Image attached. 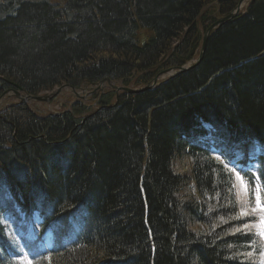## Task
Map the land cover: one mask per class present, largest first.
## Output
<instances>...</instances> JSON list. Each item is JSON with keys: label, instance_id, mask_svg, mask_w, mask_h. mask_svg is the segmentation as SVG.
<instances>
[{"label": "trees", "instance_id": "trees-1", "mask_svg": "<svg viewBox=\"0 0 264 264\" xmlns=\"http://www.w3.org/2000/svg\"><path fill=\"white\" fill-rule=\"evenodd\" d=\"M239 1L0 0V96L106 80L140 90L56 114L0 106V204L38 211L57 243L41 264H258L230 166L264 201V0L210 32L194 65ZM184 157L189 174L174 173ZM4 230L0 264H19Z\"/></svg>", "mask_w": 264, "mask_h": 264}, {"label": "rangeland", "instance_id": "rangeland-1", "mask_svg": "<svg viewBox=\"0 0 264 264\" xmlns=\"http://www.w3.org/2000/svg\"><path fill=\"white\" fill-rule=\"evenodd\" d=\"M247 5V2L242 4V7L245 8ZM243 8V9H244ZM242 9V10H243ZM174 70V69H173ZM177 72V71H175ZM171 78L170 75H163L161 76L157 82L160 80H166ZM156 82V84H157ZM122 88L119 83H112V82H103L98 83L94 86H80L78 89H73L69 86L62 85L60 87H56L52 89L51 91H44L37 96L30 97L28 95L22 94L21 92H18V94H15L14 92H5L0 96V106H5L7 104H27V107L29 106L30 110H38L42 114H56L61 113L64 110L68 109L71 104L75 102H81L86 107H89L91 109H94L96 106V99L98 96L104 92V91H114L115 94H119L122 92ZM132 89V88H131ZM136 89V88H135ZM130 90V89H128ZM132 92L140 91V90H131ZM207 137L209 138V134H207ZM192 162L190 158L184 157L178 161H176L173 164V172L176 174L181 175H188L189 171L191 170ZM232 178H233V192H234V199L235 204L237 206V213L241 220H244L246 222L249 218L250 222L245 223L243 226L240 227V231H244L247 233H252L256 236V238L261 241V243L264 246V237H261L259 235V229L256 227L258 224L260 216L264 215V213H261L259 211L253 213L251 210L256 207V188L255 190H252V195H250L247 192L244 191L243 185L241 183V180L237 179L236 172H232ZM244 184V183H243ZM261 193V188H260ZM261 197V195H260ZM2 208H5V205H1ZM1 208V207H0ZM247 212L248 215H243L242 213ZM17 216V215H16ZM35 222L39 221V218L35 214L34 218ZM1 226L5 229L4 235L6 239H9L10 241L18 243V238H24V234H21V231H16L15 229L21 228L25 225L24 221H19V223H15L13 221L12 216L5 212V214L1 215ZM76 222V221H75ZM247 226V227H246ZM201 228H204L203 226H200ZM27 231L30 228V225L27 224L25 226ZM258 264H264V247L261 249V254L257 258ZM20 264H28V262L22 258H20L19 261ZM30 264H33L30 262ZM34 264H38V262H35Z\"/></svg>", "mask_w": 264, "mask_h": 264}, {"label": "water", "instance_id": "water-1", "mask_svg": "<svg viewBox=\"0 0 264 264\" xmlns=\"http://www.w3.org/2000/svg\"><path fill=\"white\" fill-rule=\"evenodd\" d=\"M247 1H251V0H240L234 12L230 13L229 15H227V16H225V17H223V18H220V19L216 20L212 25H210V26L206 29V31L204 32L203 37H202V44H201V48H200V53H199V56H198V58H197V60H196V62H195V63H196L195 65H197V64L200 62L201 58H202V54H203V52H204V48H205V44H206V40H207L208 35L210 34V32H212V31H213L214 29H216L218 26H220L221 24H224V23L228 22L230 19H232L234 16H236V15L238 14V12H239V10H240L242 4H243L244 2H247ZM187 70H188L187 67H182V68H179V69H174V70H173V69H169V70L163 71V72L159 73V74H158V75L152 80L151 84L147 85L144 89H148V88H150L151 86L155 85L156 82H157V80H158L161 76H163V75H166V74H167V75H170L171 77H173V76L178 75V74H180V73H182V72H184V71H187ZM175 71H177V72H175ZM103 82H109V81L106 80V81H103ZM103 82H101V83H103ZM120 89H122V91H124V92L131 91V90L124 89V88H120ZM14 93H15V94H18V92H14Z\"/></svg>", "mask_w": 264, "mask_h": 264}, {"label": "bare ground", "instance_id": "bare-ground-1", "mask_svg": "<svg viewBox=\"0 0 264 264\" xmlns=\"http://www.w3.org/2000/svg\"><path fill=\"white\" fill-rule=\"evenodd\" d=\"M42 209H43V210H44V209L47 210V208L44 207V206L42 207ZM36 212H38V211L35 210L34 213H36ZM32 214H33V213H32ZM54 220H55V219H54ZM73 221L75 222V220H73ZM56 222H57V221L52 222V223H55V224L52 225L51 228H55V227H56V224H57ZM76 222H80V220H76ZM74 225H75L74 228H61V230H62L61 232H62V233H63V232H66V233H67V231H72V232H74V231L80 230V228H78V226H77L76 223H75ZM17 240H18V243L9 240L11 248H9L8 251L6 252L8 256H16V255H19L20 253L23 252V250H24V246H25V242H24V240L21 239L20 237H19ZM100 264H105V262H102V263H100ZM106 264H113V262H111L110 260H107Z\"/></svg>", "mask_w": 264, "mask_h": 264}, {"label": "snow or ice", "instance_id": "snow-or-ice-1", "mask_svg": "<svg viewBox=\"0 0 264 264\" xmlns=\"http://www.w3.org/2000/svg\"><path fill=\"white\" fill-rule=\"evenodd\" d=\"M237 179L241 180V183L243 185V189L245 192L249 191L248 186L243 184V179L237 175ZM253 213L259 211L261 213H264V205L261 204V198H260V186H257L256 188V207L251 210ZM243 215H248L247 212L242 213ZM247 227V226H246ZM259 229V235L261 237H264V215L260 216L258 224L256 225ZM30 264V262H28Z\"/></svg>", "mask_w": 264, "mask_h": 264}]
</instances>
